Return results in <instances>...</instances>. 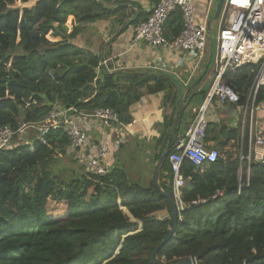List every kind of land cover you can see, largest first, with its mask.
I'll return each instance as SVG.
<instances>
[{
  "label": "trees",
  "instance_id": "obj_1",
  "mask_svg": "<svg viewBox=\"0 0 264 264\" xmlns=\"http://www.w3.org/2000/svg\"><path fill=\"white\" fill-rule=\"evenodd\" d=\"M29 1L0 0V128L17 129L22 120L39 122L56 106L86 112L109 109L125 127L132 122L130 108L144 95L163 93L170 108L164 125L170 130L178 94L168 78L144 70L110 73L99 65L98 54L73 43L83 25L118 9L107 11L99 0H35L25 7ZM18 2L24 6L21 17ZM182 28L181 12L176 11L165 24V37L173 41ZM257 69L249 64L224 76L240 97L238 106L246 103ZM254 103L264 106V86ZM185 110L182 106L178 125ZM218 128L209 123L205 141ZM219 132L226 138L216 162L195 167L185 160L181 165L187 182L182 189L185 209L174 236L156 255L161 264L186 259L264 264V161L252 160L248 173L237 144L228 147L238 131ZM166 141V135L157 141L151 167H140L137 178L120 167L118 157L103 177L65 180L53 175L49 165L69 145L61 131L49 132L44 143L35 140L31 148L0 151V264H151L152 251L172 226L168 202L153 182ZM174 151L173 141L170 154ZM247 152L248 147L242 150ZM168 157L158 182L172 195ZM218 191L222 196L213 198Z\"/></svg>",
  "mask_w": 264,
  "mask_h": 264
},
{
  "label": "built area",
  "instance_id": "obj_2",
  "mask_svg": "<svg viewBox=\"0 0 264 264\" xmlns=\"http://www.w3.org/2000/svg\"><path fill=\"white\" fill-rule=\"evenodd\" d=\"M193 2L157 0L149 17L134 26V42L155 48L177 47L199 61L205 52L208 30L205 23L196 21ZM176 11L181 12L183 28L173 41H169L165 37V24ZM222 11L215 58L216 74L202 103L193 112L194 119L185 139L175 145V151L168 157L172 172V197L179 219L185 209L182 189L187 183L180 173L182 163L187 160L193 166L200 167L220 158L217 149L206 146L208 112L214 103L238 105L240 102L239 95L225 82L224 76L228 72L249 64L258 66L246 97L245 109L250 108L251 120L256 113L264 116V106L254 103L259 88L264 86V0H224ZM119 126L115 113L109 109L86 112L74 107L66 109L56 106L39 122L26 123L22 120L17 129L8 126L0 128V151L10 149L15 137L22 133L35 131V140L44 143L46 134L61 131L69 140L67 149L78 151L84 157L87 155L91 174L103 177L109 172L107 162L110 155L121 143V135L116 130ZM92 131L100 136L97 144L92 143ZM113 134H117L115 140L112 139ZM239 160L240 163H247L248 173L252 160L264 161V132L257 131L253 136L250 133L247 155L241 151ZM217 196H222V192L218 191L213 198Z\"/></svg>",
  "mask_w": 264,
  "mask_h": 264
},
{
  "label": "crops",
  "instance_id": "obj_3",
  "mask_svg": "<svg viewBox=\"0 0 264 264\" xmlns=\"http://www.w3.org/2000/svg\"><path fill=\"white\" fill-rule=\"evenodd\" d=\"M156 1L99 0L107 11H116V9L119 11L111 13L103 20L83 25L79 36L73 43L86 53L97 51L99 58L100 55L102 58L100 63H105L106 68L114 72L153 69L156 73L163 71L176 77L185 86L186 97L183 101L180 99L179 103L180 112L182 106H186V110L182 113L180 125H177L176 135V130L174 132L173 141L176 145L185 139L186 131L194 119L193 112L202 103L205 93L208 91L204 90V87H200L202 81L208 77L212 84L217 67L215 59L211 55L206 60V52L198 61L177 47L155 48L144 43L138 44V42H134L133 29L137 23L134 24V22V25L131 24L128 27H124L125 23L131 20L137 11H139L137 20L140 22L146 20ZM218 2L219 0H194L193 2L196 21L202 24L205 23L207 26V39L212 38V30L214 28L218 30L222 22L223 11H221L217 20L214 18ZM72 19V16L67 19L70 25L69 31L72 28ZM162 68L164 69L160 70ZM198 80H200L199 84L194 86V83ZM188 89H190V92L186 93ZM177 101H179V96ZM245 106L246 103L242 106L214 103L208 112L207 119L208 124L214 123L219 128L214 133V138L206 141L208 148L220 150V145L225 142L226 135L224 132H219L220 128L238 131L240 134H242L241 131L243 130L245 135L246 133L248 135H246L248 137H246L247 144L250 133L253 136L257 131L264 132V116L262 113L254 114L251 120L249 115L250 108L245 109ZM169 111L170 108L165 104L163 93L144 95L138 103L130 108L132 122L126 126L129 142L134 143V146L142 142L147 143L152 150L162 136L166 135L168 139L170 130L166 129L164 120L165 117H169ZM91 133L92 143L97 144L100 141L99 134L96 131ZM112 137V139H115L114 136ZM237 138L238 136H236L235 140L229 142V148L234 143H237L239 139ZM126 146L128 147V145ZM159 148L157 151H159Z\"/></svg>",
  "mask_w": 264,
  "mask_h": 264
},
{
  "label": "rangeland",
  "instance_id": "obj_4",
  "mask_svg": "<svg viewBox=\"0 0 264 264\" xmlns=\"http://www.w3.org/2000/svg\"><path fill=\"white\" fill-rule=\"evenodd\" d=\"M34 2L35 0L29 1L25 7L27 6L29 7L33 5ZM17 7L20 9L19 17H21L22 7L24 6L20 2H18ZM66 27L68 28V31H69L70 25L68 21L66 22ZM56 41H58V39ZM217 49H218V30L214 28L212 30V38L207 39L206 41V47H205L206 60L208 59L210 55L211 57H213V59H215L217 55ZM96 52L97 51H94V53ZM96 54L99 55L98 52ZM99 65L103 68L107 67L105 63L99 62ZM109 72L113 73L114 71L109 70ZM210 84H211V81L209 80L208 77H206L202 81L200 87H204V90H208V88L210 87ZM116 130H117L118 135H121V143L118 146V148L114 149L112 154L110 155L109 160L107 162V165H108L107 169L109 171L111 170V167L114 164V158L118 157L119 160L121 161L120 167L128 171V173L131 174L133 178H137L136 175L140 174V171L138 170L140 167H144V166L151 167V152H152L151 146L143 142L140 143L139 145L136 144V146H134V143L129 142V139H128L129 135L126 134L127 132L126 126L125 127L119 126L118 128H116ZM27 133L28 132L22 133L21 135H19L18 138L14 139L12 147H17L19 145H27L28 147L31 148L35 141L34 137L36 136L37 132L32 131L30 132V134H27ZM241 133L242 134L239 133V137H238L239 139L236 143L238 146L239 153L242 151V149H245L246 151L248 147L246 136L243 130L241 131ZM113 136L115 138L117 137V134H113ZM126 145H128V147ZM217 151L219 152L218 149ZM56 153H57L56 160L49 165V169L53 175H57L58 177H61L62 179H65V180H70V179H73L79 176H88L91 174L90 167H89V160L87 158V155H85L84 157L78 151H72L67 148L64 150V153L62 155L59 152H56ZM130 222L132 221L130 220ZM140 227L141 225H139V228Z\"/></svg>",
  "mask_w": 264,
  "mask_h": 264
},
{
  "label": "water",
  "instance_id": "obj_5",
  "mask_svg": "<svg viewBox=\"0 0 264 264\" xmlns=\"http://www.w3.org/2000/svg\"><path fill=\"white\" fill-rule=\"evenodd\" d=\"M223 3H224V0H219L218 4H217V7H216V13H215V16L214 18L217 20L219 17H220V14H221V11H222V7H223ZM135 9H137L136 7H134ZM138 14H139V11H137L136 15L131 19L129 20L128 22L125 23L124 27H128L130 26L131 24H133L134 22H136L137 20V17H138ZM138 44H141V42H139ZM100 58H101V55H100ZM102 60V58L100 59ZM119 73H129V72H135L134 70H121V71H118ZM156 73L155 70L153 69H147L145 70L144 74H154ZM156 74L160 75V76H163V77H166L168 78L171 83L176 87V90H177V94L179 96V101H177L176 105H177V110L175 112V115H174V119L172 121V126H171V129H170V134L168 136V139H167V143H166V146L164 148V151L162 152L160 158L158 159L155 167H154V171H153V182H154V185L156 187V189L158 190V192L160 193L161 196H163L167 202H168V205H169V209H170V214L172 216V226L169 230V232L167 233V235L162 239V241L154 248V250L152 251L151 255H150V261H151V264H161L157 261L156 259V255L158 253V251L161 249V247L171 238L174 236V233H175V230H176V227H177V222H178V214H177V209H176V205H175V202L173 200V197L171 194L163 191L159 185V182H158V178H159V173H160V169H161V166L162 164L164 163V161L166 160L167 156L170 154V151H171V145H172V142H173V139H174V132L175 130L177 129V125H178V121H179V115H180V107H179V103H180V99L181 101L185 100L186 97H185V86L174 76H172L170 73H167V72H157ZM200 80L196 81V83H194V86H197L199 84ZM190 92V89L186 90V93H189ZM128 217L129 219L132 221V222H135L137 223L136 220H134L132 218V216H130L126 211L124 212ZM176 264H200L198 262H195L194 260L192 259H186V260H183V261H180Z\"/></svg>",
  "mask_w": 264,
  "mask_h": 264
}]
</instances>
